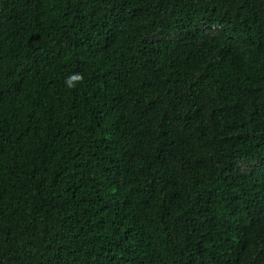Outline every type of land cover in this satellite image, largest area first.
Instances as JSON below:
<instances>
[{
    "label": "trees",
    "instance_id": "obj_1",
    "mask_svg": "<svg viewBox=\"0 0 264 264\" xmlns=\"http://www.w3.org/2000/svg\"><path fill=\"white\" fill-rule=\"evenodd\" d=\"M0 264H264V0H0Z\"/></svg>",
    "mask_w": 264,
    "mask_h": 264
},
{
    "label": "clouds",
    "instance_id": "obj_2",
    "mask_svg": "<svg viewBox=\"0 0 264 264\" xmlns=\"http://www.w3.org/2000/svg\"><path fill=\"white\" fill-rule=\"evenodd\" d=\"M82 79V76H80V75H74V76H72L68 81H67V83H68V85L71 87L72 86V81H79V80H81Z\"/></svg>",
    "mask_w": 264,
    "mask_h": 264
}]
</instances>
